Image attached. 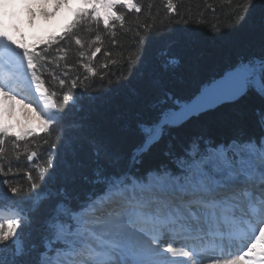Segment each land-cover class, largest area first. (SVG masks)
Returning <instances> with one entry per match:
<instances>
[{
  "label": "trees",
  "instance_id": "16d2710c",
  "mask_svg": "<svg viewBox=\"0 0 264 264\" xmlns=\"http://www.w3.org/2000/svg\"><path fill=\"white\" fill-rule=\"evenodd\" d=\"M132 2L140 11L118 4L112 11L123 20L110 19L108 27L100 16L99 22L95 16L78 20V11L92 9L80 8L60 31L36 37L28 47L46 57L37 67L57 107L42 132H7L9 140L0 145V210L23 218L17 233L27 264L45 251L55 206L76 209L94 199L102 173L129 182L150 178L180 169L208 148L264 136V96L251 88L178 127L164 119L226 72L249 61L259 71L264 0ZM74 23L73 38L60 40ZM61 46L65 51H56ZM64 94L71 97L67 102ZM0 249L10 264L11 249Z\"/></svg>",
  "mask_w": 264,
  "mask_h": 264
},
{
  "label": "snow or ice",
  "instance_id": "6c2138e0",
  "mask_svg": "<svg viewBox=\"0 0 264 264\" xmlns=\"http://www.w3.org/2000/svg\"><path fill=\"white\" fill-rule=\"evenodd\" d=\"M29 2L0 0V97L14 99L17 82L30 73L29 85H35V91L43 98V107L55 109V93L46 92L37 67L46 57L40 52L28 49L20 52L13 48L15 41L7 28L16 30V24L6 26L3 21L4 15L15 20L17 13L4 10L17 4L31 12ZM86 2L92 4V9L78 11V20L95 16L99 22L97 5L117 8V3L109 0ZM126 6L140 11L131 3ZM116 19L122 21L123 17L117 15ZM104 24L108 27V21ZM75 26V23L71 25L60 40L72 39ZM75 43L81 44L78 37ZM56 51L65 49L61 46ZM72 83L75 87V81ZM60 84L63 86L64 80ZM250 88L264 96V62L259 65V71L251 61L242 65L235 75L204 91L194 102L170 112L164 118L165 123L175 124L218 101L238 98ZM70 98L63 95L65 102ZM41 115L46 125L51 122L43 112ZM259 123L264 127V112ZM8 140L7 130L0 129V145ZM4 153L5 149L0 147V157ZM35 155L32 153L28 159ZM101 175V191L94 199L76 209L66 204L55 206L47 223L45 251L36 264H177L166 254L184 257V264H196L199 255L208 252L212 253L206 257L209 264H240L245 260L248 264H264L261 248L264 245V136L237 138L225 145L222 152L214 149L180 169L166 170L150 178L129 182ZM28 179L31 180L30 174ZM10 191L15 196L19 189L11 187ZM23 223L18 213L7 218L0 215V246L11 249L14 259L10 264H27L22 259L25 250L18 243L17 233ZM165 237L168 244L161 250V240ZM177 239L182 240L181 247L185 250H175L173 244ZM0 264L9 262L0 258Z\"/></svg>",
  "mask_w": 264,
  "mask_h": 264
},
{
  "label": "bare ground",
  "instance_id": "6f19581e",
  "mask_svg": "<svg viewBox=\"0 0 264 264\" xmlns=\"http://www.w3.org/2000/svg\"><path fill=\"white\" fill-rule=\"evenodd\" d=\"M109 2L120 3L125 6L129 3L133 4L132 0H109ZM58 3L59 7L57 6ZM85 3L86 0H30L29 8L31 12L22 5L17 4L15 20L17 22L16 29L19 30H15L14 33H20L23 36H41L44 33L59 31L73 18L78 8L85 5ZM99 9L102 17L108 16L112 11L110 8H100V6ZM3 21L7 26V19L4 16ZM8 34L12 37L11 32L8 31ZM18 90L14 99L0 97V129H8L14 133L42 132L45 122L41 113L43 112L46 115L47 111V108L43 107V98L36 93L34 85L30 86L26 82H23ZM37 104L40 105L39 108ZM208 149L209 153H212L217 148ZM223 149V146L218 147L221 152ZM174 244L182 245V240L177 239ZM261 248L264 249L263 245H261ZM233 249L235 252L236 249ZM175 250L177 252L182 251ZM166 255L176 260L177 264H184L183 257ZM240 264H247V262L242 261Z\"/></svg>",
  "mask_w": 264,
  "mask_h": 264
},
{
  "label": "rangeland",
  "instance_id": "374dc122",
  "mask_svg": "<svg viewBox=\"0 0 264 264\" xmlns=\"http://www.w3.org/2000/svg\"><path fill=\"white\" fill-rule=\"evenodd\" d=\"M118 4H120V3H117V5ZM123 5V4H122ZM16 7H17V5H15V6H11V7H8V8H6L4 11H5V13H12V12H15L16 13ZM84 7H86V8H90V7H92V4L91 3H89V2H86L85 3V5H83V6H81L80 8H84ZM97 7L99 8V5H97ZM127 9H129V10H133V9H135V7H133V8H129V7H127V6H125ZM80 8H78V9H80ZM110 10H112V9H110ZM99 16L101 17V19H102V21H103V23H104V21H108L109 22V20L110 19H113V18H116V14L113 12V11H111V14H109L108 16H106V17H102L101 16V14H100V12H99ZM4 18H6L7 19V25H9L10 23H15L16 24V28H17V22H16V20H12L11 18H10V16L9 15H4ZM62 29V28H61ZM60 29V30H61ZM16 30H19V29H16ZM59 30V31H60ZM8 31L9 32H11V35H12V39H13V41H15V44H13L12 45V47L13 48H15L17 51H20V52H22L24 49H28V47H29V45H30V43H31V41H33V39L34 38H36V37H41V36H43V35H41V36H38V35H27V36H23L22 34H20V33H14V31L15 30H12L11 28H8ZM55 32H58V31H55ZM53 33V32H52ZM46 34H48V33H44V35H46ZM19 46L18 48H16V46ZM25 70H26V62H25ZM23 82H26L27 84H29V79L28 78H21L18 82H17V84H16V86L18 87H16L17 88V90L18 89H20L21 88V85L23 84ZM34 87H35V85H34ZM257 87H259V84L257 85ZM19 91V90H18ZM37 93V92H36ZM39 96H40V94L39 93H37ZM53 111V109L51 108V107H48L47 108V111H46V116H48L49 117V115H50V113ZM48 125V124H47ZM46 124H45V126H44V128L47 126ZM43 128V129H44ZM7 130V132H9V133H13L15 136H19V135H22L24 132H13V131H10V130H8V129H6ZM25 132H27V131H25ZM150 136H151V138H156L157 136H158V133L157 132H155V133H153V134H150ZM218 149V148H217ZM209 153V149H207L206 150V152H205V154L206 153ZM191 153H193V151H191ZM0 215H2V216H4L5 218H7V217H10V216H14V215H3V214H0ZM165 241H167V240H165V239H163V240H161V249L163 248V247H166L167 246V242H165ZM173 247L175 248V249H178V250H185V249H183L182 247H181V244H174L173 245ZM241 247H242V245H241ZM263 247H264V245H263ZM232 251L234 252V249H232ZM210 255H212V253L210 252V253H204V254H200L199 255V258L196 260V264H209V261H208V259L206 258L207 256H210ZM184 258V257H183ZM184 260H185V258H184ZM245 262H247V264H248V261L247 260H245Z\"/></svg>",
  "mask_w": 264,
  "mask_h": 264
},
{
  "label": "water",
  "instance_id": "95a60500",
  "mask_svg": "<svg viewBox=\"0 0 264 264\" xmlns=\"http://www.w3.org/2000/svg\"><path fill=\"white\" fill-rule=\"evenodd\" d=\"M238 70H239V68H235V69H233V70H231V71H229V72H226L225 74H223L222 77H220V78L214 80L213 82H211L210 84H208V85L206 86V88L204 89V91H206V90H208V89L214 87L216 84H218V83H220V82H222V81L228 79L229 77L235 75L236 72H237ZM204 91H203V92H204ZM203 92H202V93H203ZM202 93H201V94H202ZM201 94H199L198 96L194 97L193 99H191V100H190L189 102H187L186 104H189V103H191V102H194L195 100H197V99L200 97ZM242 96H243V95H242ZM242 96H240V97H242ZM240 97H238V98H232V99H225V100L218 101L216 104L211 105V106H209V107H207V108H205V109H201V110L198 111V112L191 113L190 115L186 116L182 121H178V122L175 123V124H171V126H172V127H178V126L182 125L184 122H186L187 120H189L190 118L197 117L198 115L203 114V113H205V112H207V111H209V110H213V109H215V108H217V107H219V106H221V105H223V104L230 103V102H234V101H236L237 99H239ZM186 104H184V105H186ZM184 105H183V106H184Z\"/></svg>",
  "mask_w": 264,
  "mask_h": 264
}]
</instances>
